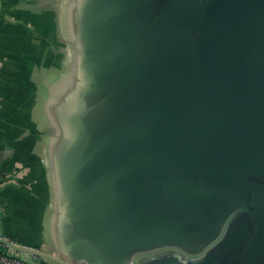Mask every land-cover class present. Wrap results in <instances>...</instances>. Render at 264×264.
I'll return each instance as SVG.
<instances>
[{"label":"water","instance_id":"obj_1","mask_svg":"<svg viewBox=\"0 0 264 264\" xmlns=\"http://www.w3.org/2000/svg\"><path fill=\"white\" fill-rule=\"evenodd\" d=\"M86 13L79 223L121 264H264V0H92Z\"/></svg>","mask_w":264,"mask_h":264},{"label":"crops","instance_id":"obj_2","mask_svg":"<svg viewBox=\"0 0 264 264\" xmlns=\"http://www.w3.org/2000/svg\"><path fill=\"white\" fill-rule=\"evenodd\" d=\"M91 2L0 0L2 230L63 264H102L91 246L115 261L95 242L91 225L79 223L70 185L91 87L86 13Z\"/></svg>","mask_w":264,"mask_h":264},{"label":"built area","instance_id":"obj_3","mask_svg":"<svg viewBox=\"0 0 264 264\" xmlns=\"http://www.w3.org/2000/svg\"><path fill=\"white\" fill-rule=\"evenodd\" d=\"M2 212L0 204V264H38L36 257L14 249V247L18 248L22 247V245L17 244L4 234L2 230Z\"/></svg>","mask_w":264,"mask_h":264},{"label":"trees","instance_id":"obj_4","mask_svg":"<svg viewBox=\"0 0 264 264\" xmlns=\"http://www.w3.org/2000/svg\"><path fill=\"white\" fill-rule=\"evenodd\" d=\"M1 18V17H0ZM2 179L0 180V185L3 183V176H1ZM6 235V234H5ZM7 236V235H6Z\"/></svg>","mask_w":264,"mask_h":264}]
</instances>
